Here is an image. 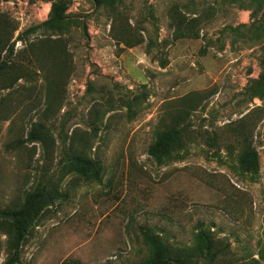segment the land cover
Segmentation results:
<instances>
[{"label":"rangeland","instance_id":"374dc122","mask_svg":"<svg viewBox=\"0 0 264 264\" xmlns=\"http://www.w3.org/2000/svg\"><path fill=\"white\" fill-rule=\"evenodd\" d=\"M67 5L62 30L19 33ZM0 208L53 177L60 194L25 232L17 264H138L151 235L214 264H264V0H0ZM21 74L20 80L14 77ZM51 116L41 115L46 105ZM41 122L47 155L28 140ZM182 147L149 153L159 133ZM244 147L258 166L239 164ZM72 152L93 166L61 176ZM0 230V264L7 259Z\"/></svg>","mask_w":264,"mask_h":264},{"label":"trees","instance_id":"16d2710c","mask_svg":"<svg viewBox=\"0 0 264 264\" xmlns=\"http://www.w3.org/2000/svg\"><path fill=\"white\" fill-rule=\"evenodd\" d=\"M67 5L62 2L53 1L50 5L48 19L41 24L29 27L19 33L17 40L23 35L30 34L38 29L62 30L67 22L65 11ZM7 50V44L0 45V79L11 80L14 71L21 72V68L7 64L1 57V53ZM262 72L258 80L253 81L255 85L264 83V59L260 62ZM23 76L17 74L14 79L20 80ZM46 120L51 116L50 106L47 104L41 114ZM183 131L171 128L159 133L149 153L154 156H164L173 150L181 149ZM28 140L41 144L44 152L48 155L53 144L51 134L41 122L33 123L28 133ZM239 164L246 171H254L258 166L257 154L250 147H244L239 156ZM93 166V162L79 153L72 152L63 164L61 176L75 169H85ZM60 194L53 177L45 179L43 184H38L24 199L14 208H0V230L6 235L7 259L5 264H17L20 261L21 243L23 236L39 211L46 204L51 203ZM154 252L147 259L138 264H214L220 258L223 249L219 248V242L213 238L209 231L199 230L196 235L195 244L192 247H173L168 245L159 236L151 235ZM64 264H80L70 260Z\"/></svg>","mask_w":264,"mask_h":264}]
</instances>
